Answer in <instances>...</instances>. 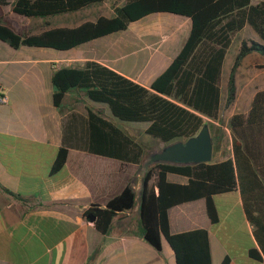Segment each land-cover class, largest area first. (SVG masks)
Returning <instances> with one entry per match:
<instances>
[{
	"label": "crops",
	"instance_id": "crops-1",
	"mask_svg": "<svg viewBox=\"0 0 264 264\" xmlns=\"http://www.w3.org/2000/svg\"><path fill=\"white\" fill-rule=\"evenodd\" d=\"M7 1L0 9L8 23L14 29L25 28L32 33L52 27H77L98 17L91 18L87 7L49 17H26L13 11L15 0ZM107 1H113L116 8L126 0L104 3ZM114 14L112 9L104 15ZM191 25L189 17L155 12L131 22L124 30L66 50L29 45L15 48L0 38V96L7 97L6 102L0 101V264H177L167 239L163 237L162 248L157 249L146 240L141 224L143 178L155 163L152 154L157 152L154 149L148 158L150 148L143 143L151 142L146 132L149 122L120 120L107 103L90 99L82 89L67 92L58 107L52 78L61 68H81L94 60L150 87L184 47ZM229 61L228 53L220 82L222 100V81ZM259 89L264 86L254 91L249 107L240 112H248ZM240 112H232L227 121L224 119L221 132L210 127L213 162L233 157L230 120ZM101 119L111 121L143 145L139 162L96 151L104 145L94 140L123 139L117 133L108 136L111 130ZM208 120L219 125L221 111L218 119ZM63 147L68 150L65 165L52 173ZM104 148L109 146L105 144ZM115 148L119 149L117 142L113 144ZM139 152L137 147V155ZM134 154L132 146L130 155ZM167 178L177 183L189 180L176 173H169ZM127 185L136 190L134 207L119 212L110 230L101 233L85 212L92 204L105 207ZM214 200L219 222L211 221L206 199L200 198L169 209L171 232L207 229L212 264H222L226 256L231 258V264H264V259L256 260L249 254L251 248L263 252L258 227L248 219L240 189L217 194ZM222 231L227 232V240ZM259 231L264 239L263 230Z\"/></svg>",
	"mask_w": 264,
	"mask_h": 264
},
{
	"label": "trees",
	"instance_id": "trees-1",
	"mask_svg": "<svg viewBox=\"0 0 264 264\" xmlns=\"http://www.w3.org/2000/svg\"><path fill=\"white\" fill-rule=\"evenodd\" d=\"M104 0H15L12 9L26 17H49L77 11ZM0 0V7L7 5ZM155 12H171L191 19L190 35L171 64L146 87L116 70L94 60L81 68L64 67L54 72V103L61 106L67 92L82 89L94 101L107 103L114 116L123 121L149 122L146 132L164 143L188 139L199 133L210 119H218L222 106L221 76L223 64L235 36L249 26L255 38H243L227 83V105L237 96L236 70L249 54L262 60L253 63L251 75L264 73V0H126L115 8L111 17L99 15L77 27H52L39 33L25 28L14 29L0 9V38L18 48L22 45L46 46L66 50L84 42L126 29L133 21ZM102 120V119H101ZM122 141L113 138L94 143L104 146L96 151L122 160L139 162L142 144L124 133L114 123L102 120ZM233 157L220 162L175 164L156 162L146 171L141 189V224L143 233L157 249L165 237L174 250L177 264H212L209 232L196 228L172 233L168 211L171 207L205 198L213 223L220 220L214 196L240 189L248 219L258 227V240L263 254L251 248L256 260L264 259V89H259L248 112L233 114ZM118 143L119 149H113ZM109 146L108 148H104ZM132 146L134 157L130 155ZM123 147V152H121ZM139 147V155L136 148ZM99 148V147H98ZM130 148V149H129ZM124 153V154H123ZM67 148H61L52 166L60 171L66 162ZM141 155V156H140ZM139 157V158H138ZM169 173L187 176V183L169 181ZM136 190L127 185L111 198L105 207L92 204L85 216H95V226L107 233L113 218L134 207ZM222 264H231L226 256Z\"/></svg>",
	"mask_w": 264,
	"mask_h": 264
},
{
	"label": "rangeland",
	"instance_id": "rangeland-1",
	"mask_svg": "<svg viewBox=\"0 0 264 264\" xmlns=\"http://www.w3.org/2000/svg\"><path fill=\"white\" fill-rule=\"evenodd\" d=\"M108 3H104L100 2V3H96L93 4L89 7H87V12L89 13V16L91 18H95L99 15H104V14H108L111 12L112 9L114 8L115 3H113V1H107ZM249 37H256L255 33L252 32V30L250 29V27L244 29L242 32H239L235 38L234 41L232 43V46L230 47L228 53H229V58L230 61L228 63V73L225 74V79H223L222 84L224 86V91H225V95L223 97L222 100V106H221V120L219 121V125H214L213 123H211L212 125V130H214L216 133L221 132L222 127L225 125V121L224 119H226V121L228 120V116L232 113V112H240V111H245L249 105H250V100L252 98V95L254 93V91L257 88L263 87L264 86V74H260V75H251L248 72V68L255 62L260 61L263 59L262 56L257 55V54H252V55H248L247 57H245L242 61V64L237 68L236 70V84H237V96L236 99L233 103H231L230 105H227V94H226V83L228 81V76L231 72V68L233 66L234 63V59L236 54L238 53L239 50V46H240V42L243 38H249ZM219 127V128H218ZM223 130V129H222ZM142 133V141H143V131H141ZM151 142H144L143 143L150 148V152L147 151V155L148 158H150V153H152L151 151H154V149L156 151H160L164 146L167 145V143L162 142L160 139L158 138H154L152 136H149ZM183 140V139H182ZM178 141V140H176ZM219 143V142H218ZM222 237L227 240V232L222 231Z\"/></svg>",
	"mask_w": 264,
	"mask_h": 264
},
{
	"label": "water",
	"instance_id": "water-1",
	"mask_svg": "<svg viewBox=\"0 0 264 264\" xmlns=\"http://www.w3.org/2000/svg\"><path fill=\"white\" fill-rule=\"evenodd\" d=\"M214 138L208 123L204 124L199 133L188 139L168 143L160 151L152 154L153 162L175 164H197L210 162L213 158ZM90 221L95 216H88Z\"/></svg>",
	"mask_w": 264,
	"mask_h": 264
},
{
	"label": "built area",
	"instance_id": "built-area-1",
	"mask_svg": "<svg viewBox=\"0 0 264 264\" xmlns=\"http://www.w3.org/2000/svg\"><path fill=\"white\" fill-rule=\"evenodd\" d=\"M0 101L1 102H6L7 101V97L6 96H0Z\"/></svg>",
	"mask_w": 264,
	"mask_h": 264
}]
</instances>
